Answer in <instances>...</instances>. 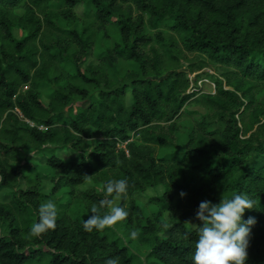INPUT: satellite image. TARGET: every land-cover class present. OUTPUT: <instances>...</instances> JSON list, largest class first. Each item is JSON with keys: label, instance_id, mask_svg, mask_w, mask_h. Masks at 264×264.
Returning <instances> with one entry per match:
<instances>
[{"label": "trees", "instance_id": "trees-1", "mask_svg": "<svg viewBox=\"0 0 264 264\" xmlns=\"http://www.w3.org/2000/svg\"><path fill=\"white\" fill-rule=\"evenodd\" d=\"M144 17L154 29L168 19L178 40L147 35ZM94 26L117 28L120 43L82 71ZM178 49L227 68L222 79L231 90L218 83L202 97L206 114L194 120L184 154L170 161L157 159L155 148L176 146L173 124L191 96L183 71L155 79L178 61ZM0 51V188L19 189L0 204L10 230L0 237V264H29L38 255L46 264H264V104L252 96L264 87V0H0ZM39 83L51 89L47 107ZM87 128L101 139L91 155L81 151ZM118 140L127 154L116 149ZM48 146L55 147L46 162L55 191L80 197L87 215L44 209L36 191L20 188L25 177L9 155ZM67 149L70 160L56 156ZM92 181L100 192L77 191ZM157 187V212L144 217L131 197ZM115 198L112 219L128 243L149 250L146 262L108 225ZM166 214L174 218L165 224ZM33 245L51 253L21 252Z\"/></svg>", "mask_w": 264, "mask_h": 264}, {"label": "rangeland", "instance_id": "rangeland-1", "mask_svg": "<svg viewBox=\"0 0 264 264\" xmlns=\"http://www.w3.org/2000/svg\"><path fill=\"white\" fill-rule=\"evenodd\" d=\"M52 9H56L60 7V4L51 3ZM85 11V7L80 5L75 10V15L78 18H81L83 12ZM17 16H22L23 11L18 10L15 11ZM137 15V14H136ZM145 24L143 29L145 33L149 36H153L155 33H162L165 38H174L178 40V37L169 30L168 26L171 25V22L167 19L165 20L162 26L157 28H151L147 23V17H144ZM65 26V24H62ZM84 24L81 26L84 27ZM17 38L21 37L19 32H15ZM94 38V47L92 50L88 51L87 57L83 60L81 64L82 71H84L87 67L92 66L96 67L99 64L100 58L105 54V52L112 48L114 43H120V33L117 28L112 27H102L99 28L94 26L91 29L90 34ZM40 41H37L35 45L38 51L40 52L41 47ZM175 57L178 59L176 63L168 64V70L162 73V77L160 79H155L157 82L160 80L165 79L170 73L183 71L184 76L188 80V88L185 90V94L191 99L184 104L183 109L181 110V116L174 122L173 126L177 134L175 135L177 139V143L175 147L172 148H155V154L157 159H165V160H173V159H180V157L185 152V144L187 143L188 136L192 132L194 127V120L199 119L200 117L205 116L206 110L203 107L202 97L205 95H213L215 92V87L218 83H222V86L225 90H231L226 86V81L222 79V73L227 69L220 64H217L208 59V57L204 54H187L183 50L178 49L175 52ZM0 58H1V51H0ZM131 69H135L136 65L130 64ZM63 67V66H62ZM64 69L70 73H73V70L69 67H64ZM229 69V68H228ZM192 70H195L193 73ZM33 74V73H31ZM46 75V74H45ZM28 90L27 86L22 87L21 91L26 92ZM52 96L51 89L45 83H39V99L43 106L47 107L49 100ZM252 96L255 102L264 104V87L257 86L255 89H252ZM126 102L129 105L131 102L130 95L126 98ZM243 111V110H242ZM241 111V112H242ZM16 115L18 118H21L20 114L17 110H15ZM192 114V116H190ZM244 121L247 126L251 124V119H249L245 114ZM240 120V118H238ZM260 123H264V118L259 117ZM32 125V124H31ZM247 126L239 125V127L243 130V132L247 129ZM257 126L253 125L251 129L252 132L256 131ZM94 129L87 128L86 134L87 137L84 138L83 145L81 146V151L83 154L91 155L94 153L95 149L98 146L99 141L101 139L94 137ZM248 136V135H247ZM132 142L137 141V136L131 134ZM125 143L121 141H116V149L118 151H125L124 148ZM47 150H40L38 152H28L26 149L24 150L22 147H19L18 150L12 151L11 155H9L10 164L14 167L19 166L22 168L21 172L23 174L24 181L20 182V188H31L33 191H36L38 195H40L39 202L44 209H50L57 213H65L66 216L72 218L76 215L83 216L87 215L84 209V205L78 199L74 201L73 194H70L68 188L62 187L55 191V180L57 176L54 172L47 166V151L55 149L53 146H48L45 148ZM74 153L71 150H63V151H56V156L63 161H68L74 157ZM97 182V181H96ZM96 189L97 192L101 191V184L97 185L95 182H87L81 187L77 189V191H87L91 189ZM18 187L15 189L9 188H0V204H7L15 194L18 193ZM76 192V191H75ZM163 193L162 187H157L154 189H148L144 193H137L131 197L134 200L135 205L140 209L142 215L144 217L150 216L153 213L157 212V207L151 204V199L155 197L161 196ZM121 202L120 198H115L113 203L109 206V227L123 240L125 245L128 247L130 252L137 256L142 262H146V257L149 253L147 248L140 246L136 239H133L131 243H128L126 238L122 234V226L120 221L112 219L113 210L119 206ZM178 200H175V204H177ZM29 213L30 210H27ZM174 217L172 215L166 214L162 218V222L165 224L171 221ZM9 223L0 219V237H8L9 236ZM189 229H193L195 224L193 221H188ZM167 234L165 233L164 236ZM28 251H41V254H49L51 253L50 250L45 248L41 245H33L30 248H26L24 251L21 252H28ZM36 259H32L29 264H46L48 259L47 257H43L38 255L35 257Z\"/></svg>", "mask_w": 264, "mask_h": 264}, {"label": "built area", "instance_id": "built-area-1", "mask_svg": "<svg viewBox=\"0 0 264 264\" xmlns=\"http://www.w3.org/2000/svg\"><path fill=\"white\" fill-rule=\"evenodd\" d=\"M29 124V123H28ZM30 126H33V125H31V124H29ZM39 130H44V128L43 127H39L38 128ZM127 143H125V145H126ZM124 148H125V146H124ZM127 153V152H126Z\"/></svg>", "mask_w": 264, "mask_h": 264}]
</instances>
